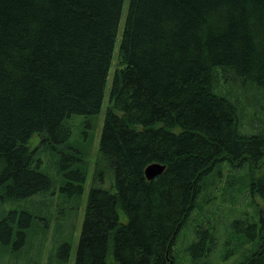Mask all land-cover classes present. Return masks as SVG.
Instances as JSON below:
<instances>
[{
	"label": "trees",
	"instance_id": "1",
	"mask_svg": "<svg viewBox=\"0 0 264 264\" xmlns=\"http://www.w3.org/2000/svg\"><path fill=\"white\" fill-rule=\"evenodd\" d=\"M125 5L0 0V201L24 203L0 213V247L28 243L26 264H66L75 244L73 264H264V114L244 109L264 105V0H128L121 26ZM110 75L95 156L93 123L72 144L67 122L101 112ZM152 163L166 168L148 181ZM223 168V203L246 204L216 231L191 217ZM56 192L75 231L67 220L35 246Z\"/></svg>",
	"mask_w": 264,
	"mask_h": 264
},
{
	"label": "rangeland",
	"instance_id": "2",
	"mask_svg": "<svg viewBox=\"0 0 264 264\" xmlns=\"http://www.w3.org/2000/svg\"><path fill=\"white\" fill-rule=\"evenodd\" d=\"M127 4H128V0H126V5L124 7V16L122 19V23L121 26L123 24L124 21V17H125V13H126V9H127ZM119 44V40L117 42V46ZM110 79H111V75L108 78V85L106 87V91H105V99L102 105V109L101 112L96 116V117H83V116H77V117H72V119H70L67 123L70 126L71 130H72V139L70 140V142H72V144H82V142H77V137L76 135L79 134L83 129H85V123L89 122L90 124L93 123L92 128L94 127V129L92 130L93 136L92 139L94 141L93 146L91 147V154H94L96 156V152L98 150V144H99V138H100V134H101V128L103 125V121H104V114L106 111V106L108 105V92H109V83H110ZM232 90H235L234 88H231ZM215 92L220 95L222 92V88L219 89L217 88L215 90ZM249 94L245 95V98L247 99ZM253 103V102H252ZM250 103V104H252ZM249 104H245V110H249L252 111V116L253 117H257V119L262 116L264 114V105H249ZM257 125L254 123H244L243 127H241V132L243 134H253L254 132H256L254 129ZM97 138H96V137ZM95 138V139H94ZM37 141V142H36ZM35 140H33L31 142L32 146H35L36 144L39 143V139L37 138ZM51 160V153L49 155V153L43 154V169L44 172H46L51 178H54L53 175L50 173V171L48 170V164L49 161ZM87 164H88V173H87V180L84 186V191L82 196L79 198V201H81L82 206H80V208L78 209L79 211V218H80V212L82 217L80 218V220H77V223L74 219L72 220H68L67 219V214H65V217L68 221H71V228L73 227V231H75V223L76 226L78 224L77 227V235L76 237L79 235L80 231H81V224L83 221V211L85 208V204L88 198V193H89V189L91 188V178L94 172V168H95V163L91 162L90 159L86 160ZM227 179V172L226 169L223 168L222 169V173L217 176L216 174H213L210 177V180L208 182L207 185V190L201 195L200 197V205L204 208V211H201L199 209H197L192 217H191V222L193 223L194 221H196L197 223L202 222V219H204L206 222H209L210 225H213L216 229V231H219L221 229V227L225 224L224 221H227V215L225 216V213L228 212L232 213V214H238L240 210L244 209L245 204H246V200L244 197H241L238 201V203L236 205L233 206L234 210L231 211L229 210L230 205L229 204H225L223 202L226 201L225 195L222 196L223 194V186L224 183L226 182ZM106 184V182H105ZM104 184V186H105ZM58 186V185H56ZM229 187V186H228ZM62 196L63 195H59L58 192L55 193V196L52 197L51 199H47L44 203L43 208L41 209V211L39 212L40 215L42 216H48L49 217V230L45 233L42 229L41 226V222L40 220L36 219L34 222V231L37 232V235L34 236L31 240H30V236L28 234V240L29 242L31 241V243L33 245H38L42 242V238H46L49 239L54 232L58 229V231L61 230L62 233H65L67 231V220L65 221V218H60V219H56L60 216H58L57 214L60 213L59 209L61 208V204H62ZM39 199V198H38ZM28 204H30L32 206V208H30V210H33L36 213V216H38V212H36L38 209L41 208V203H38L35 201L34 199H30L27 201ZM22 206H24V203L22 205H17V204H13V203H2L0 201V213L2 211H8L10 209H14V208H21ZM231 217V215H229ZM56 229V230H55ZM60 229V230H59ZM45 233V234H44ZM47 241V240H46ZM46 243H43V245H45ZM13 244H7V245H2L0 247V264H26V257L24 255H21L19 257H15V255L13 254ZM28 248V243L25 246V248L23 249L22 253L24 254L26 252ZM6 249L8 251V253H5L3 250ZM75 250H76V244L74 246H72V250H71V255H70V259L69 261H67L66 264H73V260L75 258ZM177 250L179 251V248H177ZM36 248L34 247L31 255L34 256L36 254ZM44 258V264H60L58 263L57 260L53 259L50 260L47 258L46 254H45ZM34 262L36 264L39 263V259H33ZM230 263V261L228 262ZM215 264H218L217 260H215Z\"/></svg>",
	"mask_w": 264,
	"mask_h": 264
},
{
	"label": "water",
	"instance_id": "3",
	"mask_svg": "<svg viewBox=\"0 0 264 264\" xmlns=\"http://www.w3.org/2000/svg\"><path fill=\"white\" fill-rule=\"evenodd\" d=\"M165 168H166L165 165H161L158 163L150 164L144 170V175H145L146 180L151 181L155 179L156 177H158L164 172Z\"/></svg>",
	"mask_w": 264,
	"mask_h": 264
},
{
	"label": "bare ground",
	"instance_id": "4",
	"mask_svg": "<svg viewBox=\"0 0 264 264\" xmlns=\"http://www.w3.org/2000/svg\"><path fill=\"white\" fill-rule=\"evenodd\" d=\"M221 86H222V84L220 85V87H221ZM24 248H25V247H24ZM24 248H23V249H24ZM23 249H20V250H19L20 252L17 251V252H19V253H18L17 255H15V257H19V256H21V252H22ZM3 251H4L5 253H8V251H7L6 249L3 250Z\"/></svg>",
	"mask_w": 264,
	"mask_h": 264
}]
</instances>
